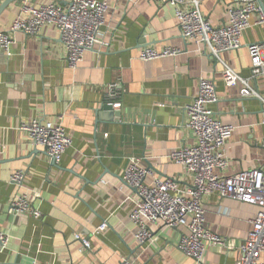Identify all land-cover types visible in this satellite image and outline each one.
Masks as SVG:
<instances>
[{
    "label": "crops",
    "instance_id": "crops-1",
    "mask_svg": "<svg viewBox=\"0 0 264 264\" xmlns=\"http://www.w3.org/2000/svg\"><path fill=\"white\" fill-rule=\"evenodd\" d=\"M99 1L107 3L105 45L85 51L76 67H69L59 31L51 25L37 35L11 32L10 55L0 51V229L9 235L0 264H119L124 258L135 264H235L256 205L209 195L205 224L224 239L225 247L210 246L197 263L178 247L186 233L182 227L155 226L150 242L134 240L129 212L135 193L122 187V175L128 158L137 156L154 175L174 178L180 187L189 183L169 155L194 142L183 127V107L196 95L200 78L215 84L213 115L234 127L224 146L226 173L264 167L263 105L256 96H241L242 82H228L224 73L229 67L241 78L249 77L247 45L263 38L264 27H251L238 49L215 59L181 36L172 6L153 0ZM197 1L213 25L227 22L230 0ZM23 2L66 5L70 0L13 2L0 14V30L10 27ZM145 46H176L181 53L145 61L139 58ZM114 81L123 91L121 107L103 111L105 90ZM250 84L264 97V74ZM100 111L105 116L99 117ZM35 118L60 121L71 138L56 165L19 130L22 122ZM17 170L26 173L21 188L9 181ZM19 192L28 194L39 218L13 211L11 201ZM103 221L108 227L94 234ZM75 235L88 240L89 247Z\"/></svg>",
    "mask_w": 264,
    "mask_h": 264
},
{
    "label": "built area",
    "instance_id": "built-area-1",
    "mask_svg": "<svg viewBox=\"0 0 264 264\" xmlns=\"http://www.w3.org/2000/svg\"><path fill=\"white\" fill-rule=\"evenodd\" d=\"M156 3L173 7L181 36L193 43L200 51L219 59L222 52L238 49L245 31L251 27H264V0H230L227 7L228 20L222 25H213L199 10L197 0H153ZM107 3L99 0H70L66 5L59 2L31 5L23 2L19 14L7 30H0V51L7 57L13 44L11 32L20 31L26 35H37L44 26H55L66 49L69 67H76L83 59L85 51L96 45H105L102 27ZM251 57L250 75L241 78L229 67L224 73L228 82L241 81V96H256L263 105L261 97L251 86V79L264 74V35L261 40L247 45ZM181 53L176 46L160 49L145 46L139 50V58L149 61L175 57ZM118 81L107 85L105 101L113 108H120ZM218 96L212 79L200 78L196 95L184 105L183 127L194 142L173 150L169 159L181 165L190 180L180 187L174 178L154 175L143 165L140 157L131 156L122 175L123 186L135 193L129 219L134 225L133 238L139 245L152 239L153 227L164 226L184 228L178 242L179 249L188 257L202 263L210 246L225 247L224 239L205 224L204 201L211 194L228 197L257 206L251 220L246 238L239 245V257L235 264H264V167L241 170L227 174L229 165L224 154V146L232 136L234 127L216 118L211 105ZM19 130L32 145L41 146L48 156L59 163L71 138L60 121L32 119L22 122ZM264 146V135L261 137ZM26 173L14 171L9 181L18 188L24 185ZM148 177H150L148 179ZM103 183L106 181L102 180ZM11 201L15 213H30L39 218L41 213L31 204L27 193L19 192ZM102 222L93 231L99 234L107 228ZM82 246L89 247V241L75 235ZM9 242V235L0 229V249ZM32 264H50L33 261ZM119 264H135L134 260L124 258Z\"/></svg>",
    "mask_w": 264,
    "mask_h": 264
},
{
    "label": "water",
    "instance_id": "water-1",
    "mask_svg": "<svg viewBox=\"0 0 264 264\" xmlns=\"http://www.w3.org/2000/svg\"><path fill=\"white\" fill-rule=\"evenodd\" d=\"M20 0H3L1 3H0V14L3 12V10L9 5V4H11V3H13V2H19ZM259 4L260 5H262V2H261V0H259ZM112 109V106L110 105V104H108V105H104V106H102V110L103 111H107V110H111ZM102 114L105 116V114L106 113H103V112H101L100 111V113H99V117H101L102 116ZM111 115V114H110ZM109 115V116H110ZM109 119V118H108ZM51 163H52V165H56V163L54 162V160L52 159L51 160Z\"/></svg>",
    "mask_w": 264,
    "mask_h": 264
}]
</instances>
